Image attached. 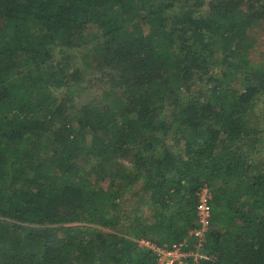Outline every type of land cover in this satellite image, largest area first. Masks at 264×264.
I'll return each instance as SVG.
<instances>
[{
	"label": "trees",
	"instance_id": "16d2710c",
	"mask_svg": "<svg viewBox=\"0 0 264 264\" xmlns=\"http://www.w3.org/2000/svg\"><path fill=\"white\" fill-rule=\"evenodd\" d=\"M255 27L264 0H0V264H151L202 183L194 264H264Z\"/></svg>",
	"mask_w": 264,
	"mask_h": 264
},
{
	"label": "built area",
	"instance_id": "2783aa9c",
	"mask_svg": "<svg viewBox=\"0 0 264 264\" xmlns=\"http://www.w3.org/2000/svg\"><path fill=\"white\" fill-rule=\"evenodd\" d=\"M194 226L188 228L185 234L169 243L155 244L147 239H138L137 245L146 249L152 255L151 264H194L202 256L204 234L209 227L211 192L202 183L194 191Z\"/></svg>",
	"mask_w": 264,
	"mask_h": 264
},
{
	"label": "rangeland",
	"instance_id": "374dc122",
	"mask_svg": "<svg viewBox=\"0 0 264 264\" xmlns=\"http://www.w3.org/2000/svg\"><path fill=\"white\" fill-rule=\"evenodd\" d=\"M88 33L89 35H97L96 29L89 27L88 28ZM250 35L254 37V40L256 41L255 43V48L256 50L251 54L253 58H262L263 55L258 54V52L262 51L264 52V34L263 32L255 27L251 30ZM98 36V35H97ZM74 56V55H73ZM62 90H60L57 94V99L58 102L61 101L60 99L63 97V99L67 96L71 99V105H69L70 108H73V105H76L79 102H83L86 100L87 96L86 95H81L79 87L73 86L70 84H66V86L61 87ZM57 99H55L57 103ZM72 224H64V226H70ZM76 264V263H75Z\"/></svg>",
	"mask_w": 264,
	"mask_h": 264
}]
</instances>
